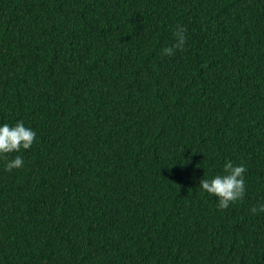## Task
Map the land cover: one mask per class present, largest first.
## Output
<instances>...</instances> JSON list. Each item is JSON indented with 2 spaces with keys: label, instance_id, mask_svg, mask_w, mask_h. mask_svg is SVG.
<instances>
[{
  "label": "trees",
  "instance_id": "1",
  "mask_svg": "<svg viewBox=\"0 0 264 264\" xmlns=\"http://www.w3.org/2000/svg\"><path fill=\"white\" fill-rule=\"evenodd\" d=\"M18 120L36 139L0 158V264H264V0H0ZM226 160L246 193L218 210L199 181Z\"/></svg>",
  "mask_w": 264,
  "mask_h": 264
},
{
  "label": "clouds",
  "instance_id": "2",
  "mask_svg": "<svg viewBox=\"0 0 264 264\" xmlns=\"http://www.w3.org/2000/svg\"><path fill=\"white\" fill-rule=\"evenodd\" d=\"M175 40L170 46L162 49V55L173 56L175 52L183 50L186 43V29L182 25H177L174 32ZM36 139V132L25 125L22 120L15 124L0 123V158L6 157L10 153H19L21 149H29ZM24 158L15 155L7 159L4 170L11 172L24 166ZM247 168L243 163L234 164L231 160H226L221 173L211 178H202L199 186L202 192L215 196L218 210L229 207L230 204L240 201L246 193L245 173ZM252 215L264 214V202L250 207Z\"/></svg>",
  "mask_w": 264,
  "mask_h": 264
}]
</instances>
